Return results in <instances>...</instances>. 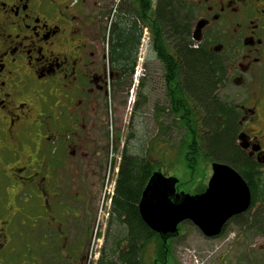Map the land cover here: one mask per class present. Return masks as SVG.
Here are the masks:
<instances>
[{"label": "flooded vegetation", "instance_id": "flooded-vegetation-1", "mask_svg": "<svg viewBox=\"0 0 264 264\" xmlns=\"http://www.w3.org/2000/svg\"><path fill=\"white\" fill-rule=\"evenodd\" d=\"M177 1L187 12L191 44L222 61L223 81L212 98L235 121V146L245 160L234 169L251 194L250 207L208 238L234 234L239 253L229 251L228 264H258L264 196L255 200L253 186L264 187V0ZM149 3L145 17L141 0H0V264H82L93 236L96 241L101 181L110 164L104 141L93 146L102 158L94 159L86 145L95 143L90 130L110 86L105 70L121 71L115 57L132 53L135 70L139 59L143 67L155 60L165 70L158 56L160 2ZM130 61L122 71L134 70ZM77 153L85 160L80 169L98 168L95 197L74 186L71 196L65 192L64 175L74 172ZM245 162L254 167L252 181Z\"/></svg>", "mask_w": 264, "mask_h": 264}, {"label": "trees", "instance_id": "trees-1", "mask_svg": "<svg viewBox=\"0 0 264 264\" xmlns=\"http://www.w3.org/2000/svg\"><path fill=\"white\" fill-rule=\"evenodd\" d=\"M159 2L161 15L157 22L160 23L158 45L161 48L158 56L164 62L168 105L156 111L173 115L174 124L182 131L180 154L191 174H194L202 157H208L209 163H227L238 169L237 161H244L245 157L235 146V121L226 115L224 109L216 106L211 93L212 88L223 81L218 74H222L224 69L222 61L208 49L195 48L191 44L190 26L185 18L187 12L180 1ZM141 3L147 17L149 0H141ZM157 27L152 28L153 33ZM135 56L131 53L124 58H114L122 76H132L135 72ZM126 58L132 60L129 63L134 70L122 71ZM149 151L146 150L144 155H134L125 148L122 152L119 172L115 176V193L111 199V216L107 219L108 235L97 264H166L173 257L170 239L179 234L163 237L152 231L138 209L144 187L151 175L162 167V162L156 163ZM244 164L252 181L254 167L248 162ZM253 188L255 200L264 196L263 186L255 185ZM152 244H155L156 257L149 254Z\"/></svg>", "mask_w": 264, "mask_h": 264}, {"label": "rangeland", "instance_id": "rangeland-1", "mask_svg": "<svg viewBox=\"0 0 264 264\" xmlns=\"http://www.w3.org/2000/svg\"><path fill=\"white\" fill-rule=\"evenodd\" d=\"M104 61L107 62V65L109 64L107 56ZM138 64V70L136 69L132 76H122L118 71L109 74L105 70L104 73L105 85L108 81L110 86L107 85L105 88L107 92H105L103 101L99 102L100 105L96 109V117L93 120L94 127L90 130V135L95 139V143L91 145L93 150L90 145H86L90 151H95V154L92 155L94 159L104 156L101 152L96 154L97 149L94 150V145L99 142L104 144V141L108 147L107 155L104 157L108 160L107 167L110 164V171L108 173L106 171V176L102 177V193L98 188L99 179L96 175L99 172L98 168L93 164L91 166L93 171L80 169V165H85L84 156H81L80 153L74 155V159H76L74 160V172L64 175L65 183L70 185H65V192L68 191L69 196H71V190L68 189L73 186L75 191L78 189L91 190L92 197L101 193L96 218V223H99V227L96 229L98 236L96 241L93 236L89 243V251L85 254L86 257L82 264H95L97 261L95 254L99 251L101 242L98 239L102 238L104 234L111 202L110 197L114 190L115 167L125 148L134 155H144L146 150H150L149 155L153 157L152 159L157 160L156 163L162 162L161 172L167 176L174 175L179 178L177 186L178 191L181 192L195 194L204 191L206 182L211 176V163H209L208 157H202L194 174H191L183 155L180 154L179 141L182 138V131L174 124L173 115L169 112L159 113L156 111L157 108L168 105L163 68L158 66L159 63H155V60L147 67L142 66L143 61L140 59ZM106 79L108 80L106 81ZM140 82L143 84L141 85ZM137 102L139 103L135 107ZM92 141L93 139H91ZM100 160L102 161V159ZM26 228L28 227H24V229ZM179 230V235L170 239L173 257L166 264H228L229 251L233 250L232 255L238 256L239 250L235 249V243L240 239L235 238L234 234L217 239H207L200 229L189 220L182 226L180 225ZM246 242L248 241L245 240V245ZM20 245L19 241L18 246ZM154 248L155 244L150 245V256L154 255ZM255 248L261 250L258 251V254L263 259L258 264H264V237ZM154 257H156V253ZM24 258V254L19 255V260H24ZM70 264L74 263L71 261Z\"/></svg>", "mask_w": 264, "mask_h": 264}, {"label": "water", "instance_id": "water-1", "mask_svg": "<svg viewBox=\"0 0 264 264\" xmlns=\"http://www.w3.org/2000/svg\"><path fill=\"white\" fill-rule=\"evenodd\" d=\"M205 191H178L179 178L155 171L141 194L138 206L143 221L163 237L179 233L191 221L205 237L218 236L231 216L250 207V187L229 164L214 162ZM166 241V239L164 240Z\"/></svg>", "mask_w": 264, "mask_h": 264}]
</instances>
